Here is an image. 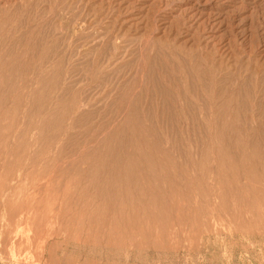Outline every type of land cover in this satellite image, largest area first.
<instances>
[{"label":"rangeland","instance_id":"obj_1","mask_svg":"<svg viewBox=\"0 0 264 264\" xmlns=\"http://www.w3.org/2000/svg\"><path fill=\"white\" fill-rule=\"evenodd\" d=\"M0 264H264V0H0Z\"/></svg>","mask_w":264,"mask_h":264},{"label":"bare ground","instance_id":"obj_2","mask_svg":"<svg viewBox=\"0 0 264 264\" xmlns=\"http://www.w3.org/2000/svg\"><path fill=\"white\" fill-rule=\"evenodd\" d=\"M220 3V2H219ZM27 54V53H26ZM82 74V73H81ZM209 85V84H208ZM201 87V86H200ZM211 87V86H210ZM213 89V88H212ZM102 92V91H101ZM214 99V98H213ZM189 108V107H188ZM244 142V141H243ZM260 165V164H259ZM200 200V199H199ZM257 211V210H256ZM252 211L250 210V213H251ZM258 212V211H257ZM259 213H261V212H259ZM252 215H253V213H251ZM258 214V213H257ZM260 215V214H259Z\"/></svg>","mask_w":264,"mask_h":264}]
</instances>
